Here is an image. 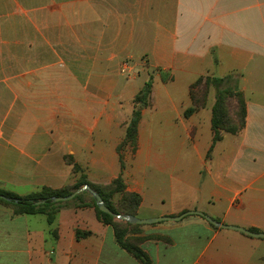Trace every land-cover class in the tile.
I'll list each match as a JSON object with an SVG mask.
<instances>
[{
  "label": "crops",
  "instance_id": "crops-1",
  "mask_svg": "<svg viewBox=\"0 0 264 264\" xmlns=\"http://www.w3.org/2000/svg\"><path fill=\"white\" fill-rule=\"evenodd\" d=\"M200 76H231L245 98L242 129L215 142L213 86L184 114ZM147 81L133 149L125 127ZM81 174H121L140 218L196 210L264 232V0H0V189L23 196ZM130 236L150 264H264V237L198 214ZM0 264L141 262L92 206L48 223L0 202Z\"/></svg>",
  "mask_w": 264,
  "mask_h": 264
},
{
  "label": "trees",
  "instance_id": "trees-1",
  "mask_svg": "<svg viewBox=\"0 0 264 264\" xmlns=\"http://www.w3.org/2000/svg\"><path fill=\"white\" fill-rule=\"evenodd\" d=\"M233 80L234 79L231 76L223 78L200 76L190 86V97L193 106L185 110L184 114L186 116L193 110L202 107L206 102L209 88L211 86L215 88V101L212 105L211 118L212 129L214 131V142L220 139L222 132L236 133L242 129L244 125L246 116L245 98L243 92ZM201 82L203 84L202 89L195 91V89L201 85ZM150 90L151 82L147 81L141 90L135 95V99L141 103V106L146 105ZM232 97H235L236 99V110L233 112L234 119L230 116L228 110V100ZM235 118L237 119V122L234 121ZM139 119L140 109H134L126 123L122 145L128 143L133 149L135 148ZM120 147L118 149H120ZM67 161L72 164L74 172L79 171V167L75 163L71 160ZM121 167L123 168V162H121ZM85 183L90 185L100 194L104 203L114 213L136 215V210L141 200L140 195L125 190L121 174L109 184H95L90 182L85 175H81L74 183L55 189L48 186H42L40 189L23 196L0 189V193L18 199V202H13L0 198V202L10 207L14 214L43 213L46 215L48 223L53 222L56 212L62 207L92 206L98 220L113 228L114 237L118 245L137 258L141 264H150L148 254L138 245L137 241L140 238L130 236V232L136 231L140 226L139 224H132L119 220L114 216L99 210L95 199L85 191L79 192L73 199L64 202H54L51 200V197L67 195ZM42 198H47V200L41 204L35 203L36 200ZM251 230L255 232L258 231V229L255 228H252ZM89 233L90 232L88 231L76 230V237L79 238L81 236H86Z\"/></svg>",
  "mask_w": 264,
  "mask_h": 264
},
{
  "label": "water",
  "instance_id": "water-1",
  "mask_svg": "<svg viewBox=\"0 0 264 264\" xmlns=\"http://www.w3.org/2000/svg\"><path fill=\"white\" fill-rule=\"evenodd\" d=\"M85 191L87 193H89L96 202V205L98 207L99 210L114 216L115 218L119 219V220H123L132 224H139V225H143V224H152L161 220H165V219H169V220H177L181 217H183L184 215L187 214H198L202 217H204L208 222H210L211 224L215 225V226H219V227H223V228H230V229H234V230H238L241 232H244L248 235L251 236H256V237H264V232H254L251 230H248L246 228L243 227H239V226H234V225H228V224H222L219 221L215 220L214 218L210 217L209 215L201 212V211H196V210H189L186 211L178 216H159V217H151V218H140L136 215H131V214H118V213H114L103 201L102 197L100 196V194L94 190L90 185L88 184H83L80 187L76 188L75 190H73L71 193L64 195V196H53L51 197V200L54 202H64L70 199H73L79 192ZM0 198L4 199L6 201H13V202H18L17 198H12V197H8L2 193H0ZM47 200V198H42L39 200H36L35 203L36 204H41L44 203Z\"/></svg>",
  "mask_w": 264,
  "mask_h": 264
},
{
  "label": "rangeland",
  "instance_id": "rangeland-1",
  "mask_svg": "<svg viewBox=\"0 0 264 264\" xmlns=\"http://www.w3.org/2000/svg\"><path fill=\"white\" fill-rule=\"evenodd\" d=\"M202 86H203V84H202V82H201V85L197 88V89H195V91H198V90H201L202 89ZM133 102H134V108H133V110L134 109H140L142 106H141V103L137 100V99H135V97H134V100H133ZM147 103H148V99H147ZM146 103V104H147ZM228 110H229V114H230V116L234 119V117H233V112L236 110V99H235V97H232V98H230L229 100H228ZM234 121H236L237 122V119L235 118V120ZM67 157V156H66ZM66 160H71L72 161V158L70 157V156H68V158H66ZM73 162V161H72ZM74 163V162H73ZM74 173H77V172H74ZM82 175V174H81ZM80 175V176H81ZM80 178V177H79Z\"/></svg>",
  "mask_w": 264,
  "mask_h": 264
},
{
  "label": "built area",
  "instance_id": "built-area-1",
  "mask_svg": "<svg viewBox=\"0 0 264 264\" xmlns=\"http://www.w3.org/2000/svg\"><path fill=\"white\" fill-rule=\"evenodd\" d=\"M128 70V65L125 64L123 67H122V72H126Z\"/></svg>",
  "mask_w": 264,
  "mask_h": 264
}]
</instances>
